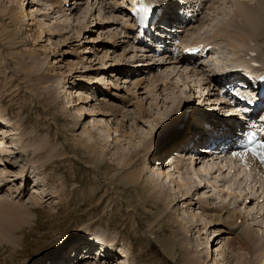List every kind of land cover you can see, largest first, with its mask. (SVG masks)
<instances>
[{
  "label": "rangeland",
  "instance_id": "1",
  "mask_svg": "<svg viewBox=\"0 0 264 264\" xmlns=\"http://www.w3.org/2000/svg\"><path fill=\"white\" fill-rule=\"evenodd\" d=\"M64 1L71 2L72 12H59L47 0H0V202L32 212L16 233L9 225L0 227V264H34L65 245L86 241L116 248L120 254L112 264L263 263L264 247L255 259L238 245L228 247L233 236L221 234L224 223L210 216L226 218L228 205L229 212L242 217L235 235L251 230L264 241V203L242 209L240 198L230 202L228 195L241 190L223 183L224 174L207 179L206 187L188 200L168 207L164 200L181 198L184 185L194 191V183L204 180L196 174L202 169L198 160L187 159L191 154L172 161L176 173L166 171L161 161L192 136L191 116L183 131L171 132L180 104L190 101L200 112H215L204 107L206 86L195 85L211 78V72L194 75L175 65L176 74L162 69L137 76L136 62H131L136 56L123 38L127 14L103 5L92 8L85 0H63L62 7ZM255 2L210 0L204 23L186 39L220 32L231 18L233 36L246 5ZM257 37L250 49L264 61V39ZM234 45H217L229 62L238 61ZM213 58L226 61L220 53ZM128 65L134 67L125 83L121 77ZM195 120L197 130L199 117ZM140 168V182H127L125 175ZM150 175L160 178L163 192L159 184L152 188Z\"/></svg>",
  "mask_w": 264,
  "mask_h": 264
},
{
  "label": "bare ground",
  "instance_id": "2",
  "mask_svg": "<svg viewBox=\"0 0 264 264\" xmlns=\"http://www.w3.org/2000/svg\"><path fill=\"white\" fill-rule=\"evenodd\" d=\"M11 1V0H10ZM22 1H25V0H22ZM44 1V0H43ZM47 1H51L52 3H55L54 5L59 9V12L61 11V12H63V11H69V12H72L71 10H73L74 8H71V6L69 7V5H70V3L71 2H69V4L67 5V8H65V1H64V4H63V7L61 6L62 5V1L61 0H47ZM89 1V0H88ZM89 3V2H88ZM97 4H98V2H97ZM94 5H95V3H93L92 1H90V6L93 8L94 7ZM99 5V4H98ZM97 5V6H98ZM100 6H102V5H100ZM99 6V7H100ZM115 6V3L113 2L112 3V7H114ZM103 7H105V6H103ZM91 8V9H92ZM105 8H107V7H105ZM246 8L247 9H245L246 11H244L243 13H242V15H241V13L239 14V15H241V18H240V16L238 17V16H236V17H238V18H240V22H239V20H238V25H237V29L236 30H238L237 32H235L236 34H234L233 36H235V37H237L238 38V41L235 43V45H234V47H243L244 46V42H246L249 38H255V39H259L257 36H259V37H261L262 36V38L264 39V0H256V2L253 4V5H246ZM56 10V9H55ZM58 11V10H57ZM92 11V10H91ZM110 11V10H109ZM111 12H113L112 10H111ZM19 13V12H18ZM65 13V12H64ZM126 14H127V12H125ZM86 14V13H85ZM19 15V14H18ZM82 16V15H81ZM91 16H94V12L93 13H91ZM33 19L34 18H36L34 15H33V17H32ZM32 19V20H33ZM79 19V18H78ZM123 19H125V16L123 17ZM231 19H233V18H231ZM35 20V19H34ZM37 22V21H36ZM128 23V18H127V20H125V24H127ZM129 24V23H128ZM231 26V25H230ZM130 27V26H129ZM233 27V26H232ZM131 29V28H130ZM256 30V31H255ZM258 30V31H257ZM129 32H130V34H129ZM223 32V31H222ZM229 32V31H228ZM202 33V32H201ZM223 33H225V32H223ZM128 35H129V37H131V35L133 36V32H132V29L130 30V31H128ZM257 35V36H256ZM209 37H211V36H207V38H209ZM133 39H135L134 37H133ZM256 44V43H255ZM217 50V51H216ZM216 50H214V49H212L211 50V54H214V53H220V55H224V53L222 52V51H220L219 49H216ZM246 54V53H245ZM195 61V60H194ZM171 63H177V64H181V66H182V64H184V63H190V59L189 58H186L185 56H180V57H177L176 59L175 58H173V60H171ZM194 63H196V62H194ZM205 65H207V64H205ZM204 66V65H203ZM167 68V67H166ZM179 69V68H178ZM219 69V67H212V70H218ZM178 72H180V71H178ZM182 73H183V71H182ZM180 74V73H179ZM178 74V75H179ZM186 75H188V74H185V76ZM195 75V74H194ZM194 75H192V76H194ZM190 76H191V74H190ZM167 79V78H166ZM165 79V80H166ZM203 84H206V82L205 83H203ZM103 90H104V88H103ZM208 91L209 90H207V88H206V92H205V96H206V99H209V101H208V103H207V105L206 106H204V107H206V109L208 108H211V110H215V112L214 113H211V112H213V111H207V112H209V114H210V116H212L213 117V119L214 120H210V119H208V118H206V111L205 112H200L199 111V109L198 108H193V111H192V107H191V110H190V112H189V116H191V117H196V116H198L199 117V120H200V125H201V127H202V131L203 132H208V130L209 131H213L212 130V128H210V127H208V126H214L215 127V129H217L216 131H218L219 129H220V127H222V129H223V131H226L227 129H229L231 126H232V124L234 123V121L233 120H227V118L229 117L228 116V114L224 111H222V113H220L221 112V108L220 109H215L216 108V102H215V100H217L216 98H215V94L214 93H212V95L210 94V93H208ZM210 91H211V89H210ZM212 92V91H211ZM204 93V92H203ZM214 95V96H213ZM69 96H73V94L71 93ZM200 97V96H199ZM71 102H72V100L71 101H69L67 104L69 105V104H71ZM78 106H80V105H78ZM194 107H197V106H194ZM183 108V107H182ZM188 108H189V106H187L185 109H182V110H180L179 111V116L180 115H182V114H185L187 111H188ZM84 110V109H83ZM140 112V111H139ZM200 114H199V113ZM194 113H195V115H194ZM201 113H204V114H201ZM201 115L203 116V118L201 117ZM101 116V115H100ZM103 116V115H102ZM178 119V117L176 118V120ZM175 120V122L177 123L175 126H177L178 125V123L180 122V121H176ZM191 120V119H190ZM190 120H189V122H190ZM174 122V123H175ZM199 128V127H198ZM200 129V128H199ZM178 131V130H177ZM182 131H183V129H182ZM207 134H209V133H207ZM195 135V134H194ZM193 135V136H194ZM173 143H176V142H173ZM200 143V142H199ZM179 144L180 143H178V145H177V147L179 146ZM185 146L184 145H182L181 147H180V149H183ZM175 148V147H174ZM186 148V147H185ZM187 150H190V148H188L187 147ZM198 150V149H197ZM199 150H201L200 151V154L203 152V150L202 149H199ZM4 151V150H3ZM184 150H181V151H179V152H183ZM136 156H134L133 155V157H131V159L130 160H132V158H135ZM177 159L174 157V158H170L169 160H168V164L170 163V167H169V170H170V168L172 169V167L173 166H171L172 165V161H176ZM136 162V161H135ZM132 162H129V163H126V165H125V167L126 166H130V164H131ZM135 164H138L137 162L135 163ZM166 165V164H165ZM138 166V165H137ZM226 166V164H224V165H220L219 167V170L218 171H220V172H216L215 171V169L214 170H212L213 169V167H212V165L211 164H209V165H201V166H199L197 169H201L200 171L199 170H196V174H197V176H200L202 179H204L201 183H204V184H196V182L194 183L195 184V186H194V191L193 190H191V188H190V190L188 191V190H185L186 189V187H187V185L185 186H183V188H181L182 190H181V198H177L176 196H174L173 195V197L171 196V198H170V200H169V198H166L165 197V203H166V207H168L169 205H173V204H177L178 203V201H182V200H188V198H191V197H193L195 194H197V191L199 190V189H203V188H205L206 187V185L210 182L209 180H212L213 179V176L214 175H218V174H224L223 173V171H222V168L223 167H225ZM133 168H135L134 167V165H133ZM130 169V168H129ZM143 170H144V168H140V169H134V170H132V171H129L128 172V174H126L125 175V177H126V180H127V182H129V181H131V182H133V183H139L140 182V180L142 179L141 178V175H142V172H143ZM156 171V170H155ZM167 171V170H166ZM172 173L174 172V168L172 169V171H171ZM174 173H176V170H175V172ZM169 177V179H171V173L168 175ZM210 178H212V179H210ZM207 179H209V180H207ZM222 180V179H221ZM149 182L151 183L150 185H152V188H154V189H159V187H158V184L160 185V191H161V189H162V192L164 191V189H163V185H162V183H160V178L158 177L157 179H155L152 175H150V177H149ZM190 183V182H189ZM191 184V183H190ZM181 186V185H180ZM151 187V186H150ZM150 189L151 190V192H152V190L153 189ZM226 191H228V190H226ZM226 191H224V195H225V197H227L226 195H227V193H226ZM162 192H159L158 194H157V198H158V200H159V198H162V196H163V193ZM235 192V191H234ZM251 192V193H250ZM245 193H247L246 195H244ZM262 194H264V191L262 190V191H260V192H254L253 190H251V191H242L241 192V194L240 195H236L235 193H232V198H231V194L230 195H228V198L227 199H229V198H231V200H230V202H232V199H235V197L234 196H236L237 198H236V202H238L237 200H238V198H242L241 200H243L242 202H244V200L246 201L247 200V198H250L249 199V202H248V204L250 205L251 204V201H252V199L253 200H256V199H259L261 196H262ZM248 195H249V197H248ZM153 196V195H152ZM182 199V200H181ZM162 200V199H161ZM241 200L239 199V201H240V203H241ZM264 200V199H263ZM38 201H35V202H33V204L34 203H37ZM1 203V202H0ZM204 203V202H203ZM202 203V204H203ZM18 204H20V203H18ZM228 204V203H227ZM35 205V204H34ZM245 207V206H244ZM228 205H226V206H224V208H223V210L224 209H226V213H228V216L226 217V218H223L222 216H220V215H210V216H212V218L213 217H215V219H214V221H215V223L216 224H223L224 223V227H222L221 229H222V231H220V232H222L221 234H225V233H227V234H231V236H233L232 237V239H230L229 241H227V246L228 247H232V249L234 248L233 247V245H238L239 246V249H241L242 251H244L245 253H247L249 256H250V258L251 259H255L256 258V256H259L257 253L258 252H262L263 251V247H264V243H262V242H264V241H261L260 239H261V237H259V234L257 233V232H255V231H251V230H247V231H249V232H247V231H243L242 233H240V234H236L235 235V231H237L235 228H237L236 227V221L237 220H239V219H241L240 218V216H238V214H234V212H229V210H228ZM246 208H248L247 206H246ZM211 210V209H210ZM262 210V209H261ZM204 212H208L207 211V208H205L204 207ZM31 214H32V212L30 211V209H26V208H24V207H21V204L20 205H17V204H14V203H9V204H7L6 202H2L1 204H0V227H5V228H7V226L9 225V228L11 229V231H15L14 233H16V232H18V231H20L21 229V227H23V225L24 224H27L26 222H28V220L31 218L30 216H31ZM242 214H243V216L246 214L245 212H242ZM250 214V213H249ZM257 214H258V212H257ZM247 215V214H246ZM242 216V215H241ZM252 216V215H251ZM262 216V215H261ZM30 217V218H29ZM230 217V218H229ZM250 217V216H249ZM249 217H247V219L249 218ZM253 218H254V215H253ZM243 219H246V218H243ZM253 220V219H252ZM184 221V220H183ZM185 222V221H184ZM240 225H242V222H241V224ZM239 225V226H240ZM235 227V228H234ZM235 229V230H234ZM98 245H101V248H103V247H106V248H108L107 246H106V244H98ZM231 249V250H232ZM120 251L122 252L121 254H123L124 255V250H122V249H120ZM126 253V252H125ZM116 257V256H115ZM258 259H260L261 260V258L260 257H257ZM75 260H78V258L76 257V259ZM259 260V261H260ZM85 264H99V263H92V262H89V263H85ZM100 264H106V263H100ZM107 264H108V261H107ZM257 264H264V262L263 263H261V262H258Z\"/></svg>",
  "mask_w": 264,
  "mask_h": 264
},
{
  "label": "snow or ice",
  "instance_id": "3",
  "mask_svg": "<svg viewBox=\"0 0 264 264\" xmlns=\"http://www.w3.org/2000/svg\"><path fill=\"white\" fill-rule=\"evenodd\" d=\"M143 11L145 13H147V9H143ZM140 23L143 24L144 23V17L142 16L141 17V20H140ZM262 147H264V145H262ZM247 152H251L253 155H256L259 159V161L261 163H264V153H260V152H257L255 148H245L244 152H238V153H235L236 155H244L245 153Z\"/></svg>",
  "mask_w": 264,
  "mask_h": 264
}]
</instances>
